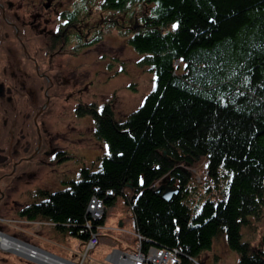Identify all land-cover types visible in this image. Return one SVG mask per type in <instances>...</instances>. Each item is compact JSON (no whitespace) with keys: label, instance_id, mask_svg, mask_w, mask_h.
<instances>
[{"label":"trees","instance_id":"obj_1","mask_svg":"<svg viewBox=\"0 0 264 264\" xmlns=\"http://www.w3.org/2000/svg\"><path fill=\"white\" fill-rule=\"evenodd\" d=\"M138 1L151 5L152 16L129 42L147 54L153 89L121 119L109 105L81 109L107 153L96 169L80 167L66 188L41 189L20 212L84 243L104 221L87 213L90 198L105 207L122 195L143 251L175 248L179 264H193L223 232L239 264H264V237L257 246L241 239L264 198V0ZM202 161L206 177L222 171L228 179L223 197L194 209L184 200L186 168ZM167 179L178 189L169 199L155 190Z\"/></svg>","mask_w":264,"mask_h":264},{"label":"flooded vegetation","instance_id":"obj_2","mask_svg":"<svg viewBox=\"0 0 264 264\" xmlns=\"http://www.w3.org/2000/svg\"><path fill=\"white\" fill-rule=\"evenodd\" d=\"M151 16V5L138 0H0V227L6 223L2 215L35 202L54 180L58 132L48 118L58 115L54 99L63 94L64 103L86 102L82 94L94 84L90 72L100 83L127 75L123 45L115 38L132 47L129 40ZM91 46H105L93 59L101 65L99 77L98 70L79 71L83 62L74 64ZM105 105L113 109L106 101L95 107L99 112ZM84 107L92 104L72 112L85 115L80 114ZM26 195L32 199L24 202Z\"/></svg>","mask_w":264,"mask_h":264},{"label":"rangeland","instance_id":"obj_3","mask_svg":"<svg viewBox=\"0 0 264 264\" xmlns=\"http://www.w3.org/2000/svg\"><path fill=\"white\" fill-rule=\"evenodd\" d=\"M138 10H140V6H138ZM166 29H170V27L164 30ZM109 36L107 35V37ZM115 39L123 45L122 57L128 62L127 75L117 74L107 82L100 83L97 82V77L92 76L90 72L88 79H92L94 84L87 93L82 94V100L84 99L86 102L81 101L79 105L74 100H68L64 103L63 94L54 99L58 115L53 113L48 118L52 127L57 129L58 132L57 165L55 166L56 175L53 178L54 180L45 187L46 190L53 191L66 188L69 180L78 178L80 167L87 166L96 169L99 163L98 158L108 151L106 144L94 135L92 117L88 114L79 116L72 112V109L85 104H93L98 107L106 101L113 107L114 118L121 119L136 109L141 104L144 96L154 87L155 76L152 67L143 63V59L147 54L140 53L133 46L131 47L125 39ZM106 41L107 39L104 42ZM103 47L95 49L91 46L83 54H78L75 57L74 64L76 66V64L83 62L79 71L86 68H89L90 71L98 70V77L101 76L99 71L101 65H97L93 59L98 57ZM131 62H137V66L133 67L130 64ZM178 63L177 61L174 62L176 66L178 65L177 71H183L184 64L182 62ZM75 66L74 68H76ZM243 84L244 81L242 80L240 85ZM67 88L61 89L67 90ZM100 93L103 94V97H100ZM62 111H65L64 115L60 114ZM66 129L69 131L67 136ZM60 157L67 158L64 160L62 158L60 161ZM204 163L205 161H202L186 168L190 176L187 184V195L184 200L194 209L206 198L218 200L223 197L227 185L228 176L224 175L222 171L217 179L206 177ZM41 173H44L43 169ZM44 179L45 176L42 180L37 177V181L41 183ZM169 180L158 181L155 186L168 184ZM32 184L33 182H30L27 185ZM126 193L129 195L128 191ZM31 199L27 195L23 198L24 202ZM37 199L39 197L36 195L34 200ZM95 208L98 213L100 211L99 218H103L104 221L96 230L98 237L96 245L85 256H83L85 242L81 243L77 237L67 232H60L53 226L54 223L49 220L41 217L28 219L18 211L16 213L7 212L2 215V218H4L2 221L6 223L0 227V233L8 236L9 239L13 238L14 241L25 244L27 248L36 247L41 249L43 255L51 258L26 257V251L0 247V264H120L119 258L122 260L121 264H131L129 255L134 252L139 238H142V236L135 231L130 202L126 203L124 196L121 195L116 197L113 204L105 207L103 204V207L96 206ZM241 233V239L247 240L253 246H257L261 238L264 237V198L258 216H248L246 225L241 227ZM114 249L116 254L113 255V261H110L107 256L112 254ZM49 253L60 258L56 260L57 258ZM37 258L44 263L37 261ZM80 258H83L82 262L79 260ZM65 259H69L70 262ZM179 261L178 258L174 264H179ZM193 264H239L238 254L228 246L225 234L220 232L214 237L211 247L205 250Z\"/></svg>","mask_w":264,"mask_h":264},{"label":"built area","instance_id":"obj_4","mask_svg":"<svg viewBox=\"0 0 264 264\" xmlns=\"http://www.w3.org/2000/svg\"><path fill=\"white\" fill-rule=\"evenodd\" d=\"M96 206L103 207V202L101 199L95 196H92L87 206V213L90 215L92 219H97L101 215L100 211L98 213L97 209L95 208ZM89 223L90 222L88 221L87 222L88 226L90 225ZM98 228L99 227L96 226L95 230H97ZM90 229H92V227ZM97 241H98V237H97L96 231L91 232L84 243L83 256H85L88 253V251L92 249L93 246L96 245ZM140 242H141V238H139V241L137 243V246L134 252L129 255L131 264H174L177 262V259H178L177 256L179 254L177 249L175 248L160 249V248L151 246L148 248L147 251H143L140 248ZM118 261L121 264L122 260L120 258Z\"/></svg>","mask_w":264,"mask_h":264},{"label":"water","instance_id":"obj_5","mask_svg":"<svg viewBox=\"0 0 264 264\" xmlns=\"http://www.w3.org/2000/svg\"><path fill=\"white\" fill-rule=\"evenodd\" d=\"M155 190L156 191H160V190H162V192H161V195L165 198V199H169L170 198V196L172 195V193H175V192H177V187H175V186H171V185H168V184H159L157 187H155ZM11 241H14V239L13 238H11L10 239ZM18 243H20V242H18ZM8 249H10V250H14L13 248H10V247H8ZM31 249V252L32 251H34L35 249L36 250H41V249H38V248H36V247H33V248H30ZM41 251H43V250H41ZM116 254V250L114 249V251H113V253L112 254H110V255H108L107 257H108V259L110 260V261H113V255L115 256V254ZM50 255H52V256H54L55 258H57L56 260H58L60 257H58V256H55V255H53V254H51V253H49ZM31 255L32 254H28L27 252H26V257H31ZM66 261H68V262H70L69 261V259L67 260V259H65ZM37 261H39V262H42V263H44L42 260H40L39 258H37ZM45 264H47V263H45Z\"/></svg>","mask_w":264,"mask_h":264},{"label":"bare ground","instance_id":"obj_6","mask_svg":"<svg viewBox=\"0 0 264 264\" xmlns=\"http://www.w3.org/2000/svg\"><path fill=\"white\" fill-rule=\"evenodd\" d=\"M0 247L1 248H4V249H7L8 247L17 248L18 250L26 251L28 254H32L31 257L40 256L41 258H44V257L45 258H51V257H48V256L43 255V252L38 251L36 249L31 252V249L30 248H27V246L25 244L18 243L16 241H13L12 242L9 239L8 236H5V235H3L1 233H0Z\"/></svg>","mask_w":264,"mask_h":264}]
</instances>
